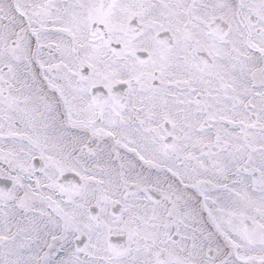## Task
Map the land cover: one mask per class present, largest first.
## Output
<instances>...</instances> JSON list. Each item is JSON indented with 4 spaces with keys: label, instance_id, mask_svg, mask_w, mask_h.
I'll list each match as a JSON object with an SVG mask.
<instances>
[{
    "label": "snow or ice",
    "instance_id": "6c2138e0",
    "mask_svg": "<svg viewBox=\"0 0 264 264\" xmlns=\"http://www.w3.org/2000/svg\"><path fill=\"white\" fill-rule=\"evenodd\" d=\"M0 264H264V0H0Z\"/></svg>",
    "mask_w": 264,
    "mask_h": 264
}]
</instances>
